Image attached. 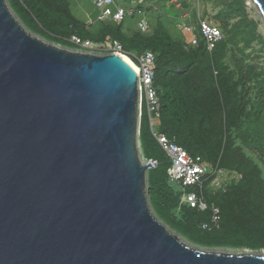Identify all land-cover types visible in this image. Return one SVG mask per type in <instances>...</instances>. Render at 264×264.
Masks as SVG:
<instances>
[{
	"label": "water",
	"instance_id": "1",
	"mask_svg": "<svg viewBox=\"0 0 264 264\" xmlns=\"http://www.w3.org/2000/svg\"><path fill=\"white\" fill-rule=\"evenodd\" d=\"M140 122L130 62L46 42L0 0V264H264L167 229Z\"/></svg>",
	"mask_w": 264,
	"mask_h": 264
},
{
	"label": "trees",
	"instance_id": "2",
	"mask_svg": "<svg viewBox=\"0 0 264 264\" xmlns=\"http://www.w3.org/2000/svg\"><path fill=\"white\" fill-rule=\"evenodd\" d=\"M28 31L72 49L73 35L105 43L118 41L127 53L155 54L154 85L159 97V133L200 155L213 166L242 175L208 203L221 209L220 228H205L211 210L182 203V192L169 180L170 161L143 107L138 136L144 158L159 161L147 174V194L154 214L194 245L208 248L264 250V67L248 50L262 43L259 21L249 16L245 0H223L216 19L223 39L213 50L199 29L198 45L174 36L159 19L151 31L127 33L124 22L102 21L97 32L80 20L69 0H7ZM143 0L138 8L143 9ZM169 0H163V4ZM135 5V3L133 4ZM191 5L184 0L185 10ZM198 27V22L196 23Z\"/></svg>",
	"mask_w": 264,
	"mask_h": 264
},
{
	"label": "built area",
	"instance_id": "3",
	"mask_svg": "<svg viewBox=\"0 0 264 264\" xmlns=\"http://www.w3.org/2000/svg\"><path fill=\"white\" fill-rule=\"evenodd\" d=\"M101 10L99 20L111 22H124L128 16L138 14L143 16L137 23V29L149 33L151 31L150 22L144 17L145 10L137 8V12L127 9L121 5L123 0H92ZM192 0H188L191 2ZM170 3L177 9L184 11L182 20L178 22L179 30L190 34L192 37L190 42L192 45H198L199 37L196 33L198 28L203 36L208 50H213L216 44L223 39V31L220 27L210 24L206 19L199 18L198 27L186 21L188 17L185 11L184 0H170ZM71 41L85 51L91 53H117L126 55L132 59L135 66L138 68V89L140 98L141 117L143 107L147 109L149 114L150 124L160 146L169 157L170 167L168 170L169 180L178 185V189L182 192V203L190 207H195L200 211L207 209L211 210V220L204 224L205 228H220L221 226V209L215 204H209L205 195L206 187L213 194L218 191H226L229 183L239 181L242 175L234 170H228L219 165L213 166L205 161L200 155H193L183 146L174 143L165 134L156 131L159 124V97L154 85L155 75V54L151 51H146L140 55H133V59L123 46L118 41H106L105 43L94 42L91 40L81 39L77 35L71 37ZM158 120V122H156ZM144 163L150 164L149 169L156 168L159 161L154 158H144Z\"/></svg>",
	"mask_w": 264,
	"mask_h": 264
},
{
	"label": "rangeland",
	"instance_id": "4",
	"mask_svg": "<svg viewBox=\"0 0 264 264\" xmlns=\"http://www.w3.org/2000/svg\"><path fill=\"white\" fill-rule=\"evenodd\" d=\"M69 1L71 3L72 12L80 20L85 22L89 26V29L92 32H97L102 26L103 22L99 20V15L101 10L96 6L94 1L92 0H69ZM138 1L140 0H123L120 3L127 9H131L136 13L137 8L133 7V4L137 3ZM222 1L223 0H192L190 2L191 5L189 6V8L185 10L188 13V17L185 20L192 23L193 25H196V23L199 21V18H202V19H206L210 24L219 27L221 24L216 19V17L221 10L220 3ZM245 2L249 16L259 21V31L264 37V17L262 13L258 9L254 0H245ZM142 8L145 10L144 17L150 22V25H155L159 19H163L168 24V27L170 28V31L174 36H179V33H181L184 36V38L187 39L188 41L191 39L192 36L190 34L184 33L183 31L179 30L177 26L178 22L182 20V15L185 12L175 8L170 3V0L166 2L165 5L163 4V0H147ZM142 17L143 16H140L138 14H135L134 16H128L124 21L125 31L129 33L136 30L137 23L139 19ZM58 46L60 48L67 49L70 51L84 52V53L89 52L81 48L72 49L68 47H63L61 45ZM248 52L252 53L251 55L254 57V59L264 67V40L262 43L255 44L252 49L248 50ZM96 54H100V53H96ZM129 54H131L130 56L133 59H135V57H133L134 53L130 52ZM156 122H158V120H156ZM157 127H155L156 130ZM138 148H139L140 157L141 156L143 157L139 141H138ZM259 161L264 168V157L263 158L261 157ZM174 185L178 187L177 183ZM165 226L169 231L178 235L179 237H181V239L184 242L188 243V241L183 236H181L179 233L171 229L169 225L165 224ZM215 250L222 252H232V253H236V252L243 253L246 251L255 254L264 253V250L234 249V248H219Z\"/></svg>",
	"mask_w": 264,
	"mask_h": 264
},
{
	"label": "bare ground",
	"instance_id": "5",
	"mask_svg": "<svg viewBox=\"0 0 264 264\" xmlns=\"http://www.w3.org/2000/svg\"><path fill=\"white\" fill-rule=\"evenodd\" d=\"M124 59H126L128 62H130L137 70H138V68L135 66V64H134V62L132 61V59L131 58H129L128 56H126V55H121Z\"/></svg>",
	"mask_w": 264,
	"mask_h": 264
},
{
	"label": "crops",
	"instance_id": "6",
	"mask_svg": "<svg viewBox=\"0 0 264 264\" xmlns=\"http://www.w3.org/2000/svg\"><path fill=\"white\" fill-rule=\"evenodd\" d=\"M137 30V29H136ZM135 31V30H134ZM134 31H132V32H129V33H133Z\"/></svg>",
	"mask_w": 264,
	"mask_h": 264
}]
</instances>
